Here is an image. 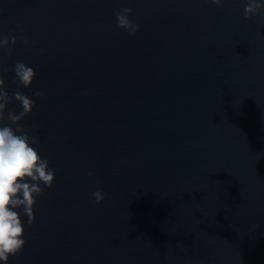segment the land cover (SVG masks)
Returning a JSON list of instances; mask_svg holds the SVG:
<instances>
[{"label": "water", "instance_id": "95a60500", "mask_svg": "<svg viewBox=\"0 0 264 264\" xmlns=\"http://www.w3.org/2000/svg\"><path fill=\"white\" fill-rule=\"evenodd\" d=\"M246 2L0 0V126L34 99L20 124L55 169L8 264H264V9Z\"/></svg>", "mask_w": 264, "mask_h": 264}, {"label": "clouds", "instance_id": "9594fccd", "mask_svg": "<svg viewBox=\"0 0 264 264\" xmlns=\"http://www.w3.org/2000/svg\"><path fill=\"white\" fill-rule=\"evenodd\" d=\"M214 5L220 6L224 0H210ZM264 9V0H247L244 7V17L249 19L260 14ZM132 9L124 7L115 12L117 27L127 30L130 36H135L139 25L132 20ZM17 37L0 36V49H5L7 56L13 55ZM27 44L28 40L25 39ZM15 79L23 87H29L34 78L35 71L23 62L14 65ZM14 99L21 104L19 114L8 111L7 119L10 125L0 126V262L8 264L9 258L18 255L26 244L24 238L25 227L21 219V212L31 225L35 221L34 206L38 197L43 194L41 184L51 188L55 179V169L50 168V161L42 158L36 148L38 137L30 136L20 124V121L30 114L36 106L34 99L16 92ZM36 97L44 95L43 92L34 93ZM9 93L5 90V81L0 76V125L5 119L4 113L9 103ZM14 125L15 127H13ZM90 176L93 173H88ZM95 202L100 204L105 194L98 190L92 193Z\"/></svg>", "mask_w": 264, "mask_h": 264}]
</instances>
